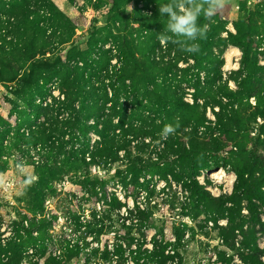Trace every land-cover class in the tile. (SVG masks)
Masks as SVG:
<instances>
[{"label": "trees", "instance_id": "1", "mask_svg": "<svg viewBox=\"0 0 264 264\" xmlns=\"http://www.w3.org/2000/svg\"><path fill=\"white\" fill-rule=\"evenodd\" d=\"M92 1L85 6L107 8L109 34L107 42L82 49L70 42L75 26L53 0H0V85L10 105V121L0 114V161L21 152L35 177L20 198L31 215L13 220L14 234L4 237L0 214V264H22L27 255L34 264L45 259L52 245L47 205L62 194L68 205L97 202L91 212L96 225L112 227L118 218L126 231L119 247L135 245L142 264H191L188 244L200 229L218 234L220 245L205 254L210 264H264V66L258 58L264 42L255 39L264 31L258 34L248 13L246 22L234 23L235 34L220 16L201 14L205 38L189 53L157 39L167 23L158 8L169 0H140L146 10L132 12L137 28L123 22L132 0ZM229 47L242 58L238 70L225 74ZM165 124L178 127L162 138ZM228 166L236 177L232 192L213 196L198 178L203 170ZM98 170L105 171L101 180ZM112 171V185L123 190L150 174L178 186L193 220L202 216L204 225L187 240L184 231L174 242L166 239L148 207L134 198L131 208L118 188H106ZM70 249L59 250L61 259L50 254L45 264H66Z\"/></svg>", "mask_w": 264, "mask_h": 264}, {"label": "rangeland", "instance_id": "2", "mask_svg": "<svg viewBox=\"0 0 264 264\" xmlns=\"http://www.w3.org/2000/svg\"><path fill=\"white\" fill-rule=\"evenodd\" d=\"M53 1L61 11L70 17L75 26V35L71 38V43L82 49H86L87 42H107L109 33L106 30L108 26L105 23V18L108 14L106 7L98 11L92 6H85V4L87 5L85 0ZM97 1L93 0L92 4H95ZM107 2L112 4L118 2V0H104V6H108ZM137 6L144 13L146 9L143 1L132 0L125 9L127 11L123 21L124 23L126 21L131 22V26H134V28L139 26L135 23L134 15L132 14ZM154 7L155 5H151L149 9L153 10ZM247 13L250 14L253 23L257 26L258 34L263 33L264 0H226L224 8L214 16H220L222 21L226 23V28L235 34L234 23L236 21L246 22ZM122 26L123 23L120 22L118 27ZM92 29L97 31L96 37L93 38L90 35ZM255 39L257 42H264V36L261 34ZM108 42H114V40L109 39ZM69 48L70 46L68 45L64 50L67 51ZM65 54L66 52L64 51L63 55ZM224 58L225 65L223 70L225 74H228L232 70L239 69L242 53L238 48L229 47L226 50ZM258 58L260 65L264 66V44L258 49ZM180 66L185 67L183 64H180ZM230 85L235 89L233 83ZM4 95H6V89L0 85V114L9 120L8 111L10 110V105L4 102ZM256 101V98L250 99L253 106H255ZM208 116L210 118L213 117L211 111H208ZM15 120L13 119V122ZM257 122L259 125L263 123L260 117L257 118ZM257 128L259 127L256 125L254 129L255 133L257 132ZM228 149L235 150L233 147ZM230 150H228L227 157L231 155ZM21 160V152H15L10 158L0 161V173L6 177V185L0 187V203L2 204L0 214L3 218L1 232H4V237L10 236L11 233L14 234L12 227L13 220L24 219L25 216L31 215L28 212L30 207L24 201L20 202V198L27 185L24 181L30 176L33 177L34 170L32 166L27 165L25 162L22 163ZM5 162H7V165L3 164ZM18 164L26 165L23 173L18 170ZM221 172L224 175H221ZM113 173L112 171L105 178L108 182L106 188L110 190L116 186L112 185V183L115 182L117 184L116 180L110 179ZM95 175L97 178H103L102 176L105 175V171L98 170ZM101 178L98 179L101 180ZM198 179L201 184L207 186V189L213 196L218 197L232 192L236 177L228 166L226 168L203 170ZM139 182L140 184L128 189L123 190L122 187L115 188H118V194L129 207L134 208V198L137 199L141 208L148 207L150 212L153 213L156 223L163 230L166 239L174 242L176 233L184 231L185 239L187 240L191 235V230L200 229L198 226L200 223L204 225L202 216L197 220H193L191 203L178 186L174 184L172 187L168 186L164 180L155 174L147 175L144 179H140ZM67 190H76L79 193V190L75 186L69 185ZM126 194L128 195L127 199L123 198ZM85 203L87 202L80 199L79 202L75 200V204L68 205L64 201L62 194L53 199L52 204L47 205V218L52 223L48 239L52 245L49 248L47 256L44 260H41L40 264H45L50 254L52 257L61 259L59 250L65 251V247L68 244L71 245V251L69 250L70 253L64 259L66 264H138L137 262L142 264L143 262L139 261L136 253H134L137 249L135 245L130 249L127 245H124L122 249L119 247L124 242L126 231L123 230L120 223L117 224L118 218H115V223L112 227H104L102 224L96 225L93 222L91 212L97 202L94 204V201H90L87 205ZM221 224H224V222ZM154 234L155 231L152 229L147 231L149 241ZM216 237H218L217 233H210L207 236L205 235V230L202 231L200 229V231L196 232L195 237L188 244L187 261H191V264H210V258L205 254L220 245ZM260 246L264 248V238L260 240ZM29 252L31 253L32 251L30 250ZM213 261L214 259H212ZM22 264H34L31 255L25 256Z\"/></svg>", "mask_w": 264, "mask_h": 264}, {"label": "clouds", "instance_id": "3", "mask_svg": "<svg viewBox=\"0 0 264 264\" xmlns=\"http://www.w3.org/2000/svg\"><path fill=\"white\" fill-rule=\"evenodd\" d=\"M225 3L226 0H169L168 3L159 5V14L167 17V23L157 35V39L161 45L172 42L179 45L183 51L197 52L199 45L195 41L205 38L207 31V25H199V17L203 14L210 19L224 8ZM176 127L178 124H165L161 132L162 138L174 134ZM17 168L23 173L26 165L18 164ZM34 179L35 177L30 176L24 183L30 184ZM5 185L6 177L0 173V187Z\"/></svg>", "mask_w": 264, "mask_h": 264}, {"label": "bare ground", "instance_id": "4", "mask_svg": "<svg viewBox=\"0 0 264 264\" xmlns=\"http://www.w3.org/2000/svg\"><path fill=\"white\" fill-rule=\"evenodd\" d=\"M221 175H224V173H223V172H221Z\"/></svg>", "mask_w": 264, "mask_h": 264}]
</instances>
